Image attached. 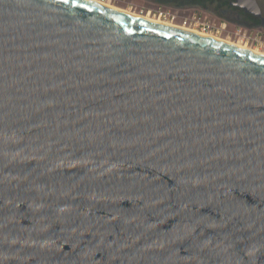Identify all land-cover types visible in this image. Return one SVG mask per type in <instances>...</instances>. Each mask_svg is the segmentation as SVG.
<instances>
[{"label": "water", "instance_id": "95a60500", "mask_svg": "<svg viewBox=\"0 0 264 264\" xmlns=\"http://www.w3.org/2000/svg\"><path fill=\"white\" fill-rule=\"evenodd\" d=\"M0 264H264V55L0 0Z\"/></svg>", "mask_w": 264, "mask_h": 264}, {"label": "rangeland", "instance_id": "374dc122", "mask_svg": "<svg viewBox=\"0 0 264 264\" xmlns=\"http://www.w3.org/2000/svg\"><path fill=\"white\" fill-rule=\"evenodd\" d=\"M113 6L120 7L129 11L138 12L146 15L150 12L152 17H158L161 11L169 12L168 18L163 19L173 20L177 24H187L191 27L202 28L203 22L213 24L215 27L210 28L212 33L216 36L229 40L231 42L246 44L252 48L263 50L261 45L256 42L253 37L257 34L264 36V29L262 28H248L240 24H233L218 15L205 10L201 7L195 6H171L167 4L152 3L148 0H102ZM226 22L227 27L218 29L221 23ZM241 28H243L241 30ZM246 33V36L244 34ZM252 36V38H247Z\"/></svg>", "mask_w": 264, "mask_h": 264}, {"label": "flooded vegetation", "instance_id": "af4514ba", "mask_svg": "<svg viewBox=\"0 0 264 264\" xmlns=\"http://www.w3.org/2000/svg\"><path fill=\"white\" fill-rule=\"evenodd\" d=\"M152 3L167 4L171 6H195L208 10L219 17L248 28L264 29V0H226L215 6V2L208 3L206 7L194 5L189 1L177 4L169 0H148ZM247 8V9H246Z\"/></svg>", "mask_w": 264, "mask_h": 264}, {"label": "bare ground", "instance_id": "6f19581e", "mask_svg": "<svg viewBox=\"0 0 264 264\" xmlns=\"http://www.w3.org/2000/svg\"><path fill=\"white\" fill-rule=\"evenodd\" d=\"M91 1H95V2H99V3H102L108 7H111V8H114V9H117V10H120V11H123V12H126V13H129V14H132V15H136V16H139V17H142V18H145L149 21H153V22H157V23H161V24H165V25H168V26H173V27H177V28H181V29H184V30H188V31H192V32H195V33H198V34H201V35H205V36H209L211 38H214V39H217V40H220V41H223V42H227V43H230V44H233V45H236L238 47H241V48H244V49H247V50H250L252 52H255V53H259V54H262L264 55V51L263 50H260L258 48H252L246 44H241V43H236V42H231L229 40H225V39H222L218 36H216L214 33L212 32H207V31H204L200 28H193L187 24H177L175 23V21L173 20H166V19H163L162 17L158 16V17H152L150 12H148L146 15L144 14H141V13H138V12H133V11H129V10H126V9H123V8H120V7H116V6H113L109 3H106L102 0H91Z\"/></svg>", "mask_w": 264, "mask_h": 264}, {"label": "built area", "instance_id": "2783aa9c", "mask_svg": "<svg viewBox=\"0 0 264 264\" xmlns=\"http://www.w3.org/2000/svg\"><path fill=\"white\" fill-rule=\"evenodd\" d=\"M169 15H170L169 12L161 11V12L159 13V16H160V17L164 16V18H168ZM203 24H204L203 27L200 28V29H202V30H204V31H207V32H212L210 28H214V27H215L213 24H210V23H207V22H203ZM226 27H227V23H226V22H223V23H221V26H220L218 29H220V28L224 29V28H226ZM242 29H243V28H241V30H242ZM244 36H246V33L244 34ZM247 38H248V39H249V38H252V36H249V37H247ZM253 39L261 45V47H262V49H263V51H264V36L262 35V33H261V34H257V35H255V36L253 37Z\"/></svg>", "mask_w": 264, "mask_h": 264}, {"label": "trees", "instance_id": "16d2710c", "mask_svg": "<svg viewBox=\"0 0 264 264\" xmlns=\"http://www.w3.org/2000/svg\"><path fill=\"white\" fill-rule=\"evenodd\" d=\"M174 3V1L177 2V4H182L184 2L189 1V3L194 4V5H200L202 7H206L208 3L215 2V6H219L218 4H221L225 2L226 0H169Z\"/></svg>", "mask_w": 264, "mask_h": 264}]
</instances>
